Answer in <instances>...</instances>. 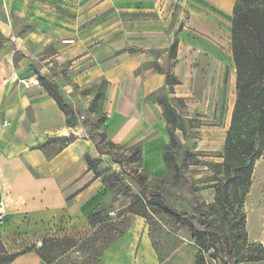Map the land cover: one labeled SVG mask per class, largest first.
Here are the masks:
<instances>
[{"label":"crops","instance_id":"1","mask_svg":"<svg viewBox=\"0 0 264 264\" xmlns=\"http://www.w3.org/2000/svg\"><path fill=\"white\" fill-rule=\"evenodd\" d=\"M4 1L3 5L0 1L1 211L9 227L29 234L39 235L54 225L83 227L90 213L111 201L87 158L108 163L110 157L97 153L96 140L89 136L91 125L64 115L41 85L21 86V79L37 76L33 66L39 34L32 30L18 36L13 29L18 0ZM57 2L72 17L56 19L58 25L42 22V39L55 53L40 71L50 74L53 64L57 66L55 80L65 103L84 113L90 99L72 92L64 75L80 87L104 81L105 119L100 131L112 144L139 146L140 171L150 179L163 177L169 135L162 109L151 95L169 89L156 69L169 68L176 80L173 96L183 101L187 112L201 114L206 122L219 121L196 130L203 139L197 150L222 152L236 98L230 50L236 0ZM33 25L34 20L27 18L26 26ZM218 135L222 139L215 141ZM60 141V148L46 151V144L52 142L54 148ZM102 167L97 164L96 171ZM253 188L254 183L244 204L245 230L252 242L264 246V195L260 190L254 195ZM201 196L212 204L215 190L207 186ZM144 226L136 216L102 254V264L195 263L198 250L191 240L159 260Z\"/></svg>","mask_w":264,"mask_h":264},{"label":"rangeland","instance_id":"2","mask_svg":"<svg viewBox=\"0 0 264 264\" xmlns=\"http://www.w3.org/2000/svg\"><path fill=\"white\" fill-rule=\"evenodd\" d=\"M0 1L2 5L5 3L4 0ZM57 3V0H18L20 11L17 16H13L15 21L13 29L18 36L25 35L27 31H37L40 41L34 48V73L46 92L52 90L56 96H61V87L55 80L58 77L57 66L53 64L50 74L40 71L44 61L55 53L52 44L42 39L41 34L44 31L42 22H55L54 24L58 25L56 19L72 17L69 13L65 14L59 9ZM251 6L246 3L240 8L246 10ZM31 9L34 11L30 12ZM27 18L34 20L33 26H26ZM156 69L163 73L169 86V89H161L151 95L161 107L168 135L172 136V140H169L164 150L167 166L165 176L156 179L146 178L139 171V157L134 150L126 154L120 150H107L117 159L124 157L127 161L124 167L132 173L135 172L141 179L136 182L125 174L123 166L113 163L111 159L108 163L98 160L103 166L98 173V178L111 196L110 209L103 215L107 218L101 216V220L93 227L88 222L83 227L76 228L54 225L53 228L39 235L29 234L23 228H11L3 218L0 223V253L3 251L8 254H23L10 263L0 262V264H102L101 257L105 252L104 248H107L111 240L116 239L122 231L127 229L136 216L144 220L146 235L161 260L185 240L190 241L191 234L188 226L177 227L173 219L157 208L158 200L148 195L154 192H159L173 209L195 218L189 224L200 233L195 241L203 243L202 249L194 245L204 264H237L240 255L254 254V247L251 244L255 242H252L248 235L247 242H244L235 227L240 224L238 214L234 217L227 211L211 208L201 196L202 190L213 184L214 179H221V170L216 167V164L222 163V152L197 150L203 139L196 130L202 126L216 125L219 123L218 119L216 122H206L205 117L199 113L189 114L183 101L173 96L171 87L175 80L170 69ZM67 78L66 75L63 76L72 92L89 98L90 105L86 112L79 113L65 103L61 112L66 116L78 117L82 122H95L96 130H98L102 118L103 81L80 87ZM199 89L200 83L198 84ZM222 97L223 93L222 96L220 95V100ZM221 137L218 135L213 139L218 141L222 139ZM225 137L226 135L224 141ZM51 144L52 142L46 144V151L51 152V150L60 148L63 142L56 143L54 148L50 147ZM103 149L106 150L105 147ZM263 176L264 154L256 161L253 168L251 185L254 183V195H257L259 190L264 195ZM242 212L246 215L245 205ZM199 221L204 226L201 227ZM104 226L107 227L104 228ZM221 232L228 237V246L221 244ZM228 251H230L231 259L225 256V252Z\"/></svg>","mask_w":264,"mask_h":264},{"label":"trees","instance_id":"3","mask_svg":"<svg viewBox=\"0 0 264 264\" xmlns=\"http://www.w3.org/2000/svg\"><path fill=\"white\" fill-rule=\"evenodd\" d=\"M246 3L252 6L242 10L240 6ZM231 54L236 75V98L221 155L222 163L216 164V167L221 170V179H214V183L209 186L215 190V197L213 203L208 204V206L227 211L233 214L234 217H237L238 214L240 224L235 227L240 233V237L244 242H247L246 216L242 210L251 187L254 165L264 154V0H236L231 23ZM175 83L176 80L173 84ZM103 84L105 85L104 81ZM50 86L52 87V84ZM47 94L55 101L59 110L62 111L63 107H65V102L61 96H56L52 90H47ZM104 119L105 115L102 113L98 130H96V123L83 122L91 125L89 136L91 139L96 140L95 148L97 153L109 156L113 163L124 167L127 165L126 159L124 157L117 159L107 150H120L125 154L130 150H134L139 157L140 171V147L136 146L126 149L107 141L104 133L100 131V124ZM169 140H172L171 134H169ZM163 160L166 164L164 154ZM87 163L89 168L95 172V176L98 177V173H100L96 171V165L100 164L98 160L87 158ZM124 172L136 182L141 181L135 172H130L126 167H124ZM141 173L146 178H149L143 172ZM148 195L158 200L157 208L164 215L173 219L177 227L188 226L191 241L202 249L203 243L195 241L200 233L189 224L195 218L185 212L173 209L159 192ZM109 209L110 206L108 204L90 213L87 217L88 224L93 227L96 222L101 220V216L105 217L103 215ZM95 219H98V221H95ZM199 225L201 227L204 226L200 221ZM106 227L104 226V228ZM126 230L122 231L116 239L111 240L108 247L104 248V250H107L109 246L117 241ZM220 237L221 244L228 246L226 234L221 232ZM251 246L254 247V254L248 256L245 254L240 255L237 264L264 261V246L260 243H252ZM21 254L23 253L8 254L2 251L0 253V262L10 263ZM225 256L231 259L230 251L225 252ZM194 264H204L199 252H197Z\"/></svg>","mask_w":264,"mask_h":264},{"label":"built area","instance_id":"4","mask_svg":"<svg viewBox=\"0 0 264 264\" xmlns=\"http://www.w3.org/2000/svg\"><path fill=\"white\" fill-rule=\"evenodd\" d=\"M20 84L24 88H31V87H39L40 86V80L38 76L23 78L20 80ZM2 210V205L0 204V223L3 221L4 215Z\"/></svg>","mask_w":264,"mask_h":264},{"label":"bare ground","instance_id":"5","mask_svg":"<svg viewBox=\"0 0 264 264\" xmlns=\"http://www.w3.org/2000/svg\"><path fill=\"white\" fill-rule=\"evenodd\" d=\"M226 55V54H225ZM227 56V55H226ZM264 177V176H263ZM262 180V179H261Z\"/></svg>","mask_w":264,"mask_h":264}]
</instances>
